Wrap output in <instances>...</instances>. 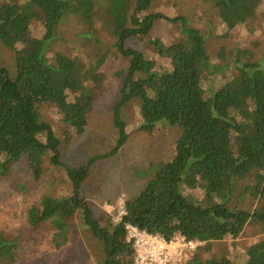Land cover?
<instances>
[{
  "label": "trees",
  "instance_id": "trees-1",
  "mask_svg": "<svg viewBox=\"0 0 264 264\" xmlns=\"http://www.w3.org/2000/svg\"><path fill=\"white\" fill-rule=\"evenodd\" d=\"M154 1L0 0V182L14 181L22 166L36 189L49 186L29 205L23 228L0 229V264H19L31 236L59 253L85 231L99 244V264H136L126 225L196 243L179 264H264V0H215L218 12L203 27L152 12ZM67 18L77 25L74 54L60 47ZM163 24L175 28L174 43L154 36ZM241 34L263 40L223 46ZM213 43L221 46L210 52ZM110 59L120 67L115 146L68 167L62 157L88 125ZM133 103L138 128L178 133L165 155L142 159L139 169L130 164L121 219H99L102 203L85 198L83 186L127 143L122 110Z\"/></svg>",
  "mask_w": 264,
  "mask_h": 264
},
{
  "label": "rangeland",
  "instance_id": "rangeland-1",
  "mask_svg": "<svg viewBox=\"0 0 264 264\" xmlns=\"http://www.w3.org/2000/svg\"><path fill=\"white\" fill-rule=\"evenodd\" d=\"M215 0H155L152 5V12H160L168 17H184L188 20L189 25L194 27L206 26L218 12V6ZM68 19V18H67ZM70 31L65 29V41L61 42V50L66 53H73L78 39H74L73 31L77 25L73 23V19H68ZM67 22V23H68ZM81 34V29L78 30ZM155 37L159 36L166 42L174 43L176 38V30L170 25L163 24L156 32ZM241 39H231L223 43L228 50L235 48H247L253 43V40L262 42L263 36L257 35L255 38L241 34ZM127 47L135 46V43L128 41ZM221 44H210L208 50L213 51L220 47ZM90 49V47H87ZM74 54V53H73ZM5 58L6 55L2 54ZM92 55V54H90ZM81 63L86 64L89 58L85 54L75 56ZM6 65L10 64V60L5 58ZM116 59H110L102 69L105 73L108 83H104L101 77L96 82L100 83L97 88V103L95 109L90 116L89 122L85 130L77 138L76 144L62 157V162L68 167H78L85 165L88 158L94 155L105 154L114 148L116 143V130L113 125L112 110L118 100L120 81L116 77L119 72ZM123 120L127 123V132L129 139L122 149L116 153L114 157L98 163L92 172L90 180L83 186V195L94 204H100L97 207L95 216L102 215V219L106 218V213L117 207L125 197L124 192H120L122 187L126 186L127 173L130 174V164L139 169L142 167L141 160H153L155 155L163 156L171 150L169 144L171 140L176 138L177 133L167 128L160 129V134H147L138 128L141 119L140 108L136 104H130L122 110ZM44 118L56 124V116L52 109H45L42 112ZM170 141V143H169ZM141 164V165H140ZM140 165V166H139ZM10 183L6 181L0 182V207L3 209L4 219L0 220V229L10 232L23 228L26 218V211L29 205L42 195L47 187L42 190L36 189L31 178L22 166L15 167V174ZM134 183V180L133 182ZM56 187H52L54 191ZM137 189V188H136ZM135 189V190H136ZM52 192V191H51ZM111 196H115L114 205H108L107 199L112 200ZM6 203L10 207H6ZM22 203V205H21ZM12 209V211H7ZM22 212L21 215L19 213ZM110 213H113L110 212ZM100 219V218H99ZM5 230V231H6ZM82 237L74 242L70 248H66L59 253H55L53 249L46 245L44 236H31L25 245L24 255L19 264H99L101 262L99 244L88 232H82ZM249 238L240 240L243 246L250 244Z\"/></svg>",
  "mask_w": 264,
  "mask_h": 264
},
{
  "label": "built area",
  "instance_id": "built-area-1",
  "mask_svg": "<svg viewBox=\"0 0 264 264\" xmlns=\"http://www.w3.org/2000/svg\"><path fill=\"white\" fill-rule=\"evenodd\" d=\"M113 213H110L112 212ZM113 221H118L124 215L122 202L105 214ZM102 219V215L98 216ZM127 241L132 244L135 252L136 264H179L186 255L193 251L197 244L185 239L183 234L177 233L170 239L148 234L136 227L126 225Z\"/></svg>",
  "mask_w": 264,
  "mask_h": 264
}]
</instances>
